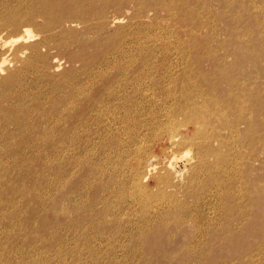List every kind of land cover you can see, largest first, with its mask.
I'll use <instances>...</instances> for the list:
<instances>
[{"label":"rangeland","instance_id":"rangeland-1","mask_svg":"<svg viewBox=\"0 0 264 264\" xmlns=\"http://www.w3.org/2000/svg\"><path fill=\"white\" fill-rule=\"evenodd\" d=\"M0 264H264V0H0Z\"/></svg>","mask_w":264,"mask_h":264},{"label":"bare ground","instance_id":"bare-ground-1","mask_svg":"<svg viewBox=\"0 0 264 264\" xmlns=\"http://www.w3.org/2000/svg\"><path fill=\"white\" fill-rule=\"evenodd\" d=\"M17 25V24H16ZM262 115V114H261ZM187 139V138H186ZM172 141L174 142L175 140L172 139ZM148 160V159H147ZM147 164V163H146ZM153 165V162L151 163V160L148 162V169H149V166H152ZM155 167H152V169H154Z\"/></svg>","mask_w":264,"mask_h":264}]
</instances>
